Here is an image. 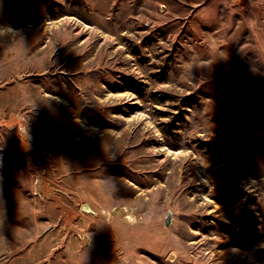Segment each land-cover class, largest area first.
Returning a JSON list of instances; mask_svg holds the SVG:
<instances>
[{
	"label": "rangeland",
	"instance_id": "obj_1",
	"mask_svg": "<svg viewBox=\"0 0 264 264\" xmlns=\"http://www.w3.org/2000/svg\"><path fill=\"white\" fill-rule=\"evenodd\" d=\"M0 264H264V0H0Z\"/></svg>",
	"mask_w": 264,
	"mask_h": 264
},
{
	"label": "water",
	"instance_id": "obj_2",
	"mask_svg": "<svg viewBox=\"0 0 264 264\" xmlns=\"http://www.w3.org/2000/svg\"><path fill=\"white\" fill-rule=\"evenodd\" d=\"M82 209L85 210V211H90V208H89V206L87 204H84L82 206ZM169 221H170V213L168 214L167 218L165 219V224L168 225Z\"/></svg>",
	"mask_w": 264,
	"mask_h": 264
}]
</instances>
